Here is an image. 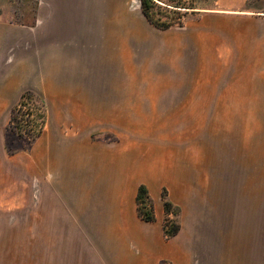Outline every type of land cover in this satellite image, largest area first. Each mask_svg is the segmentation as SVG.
<instances>
[{"label":"rangeland","instance_id":"374dc122","mask_svg":"<svg viewBox=\"0 0 264 264\" xmlns=\"http://www.w3.org/2000/svg\"><path fill=\"white\" fill-rule=\"evenodd\" d=\"M246 1L217 0L198 21L160 31L131 0L123 64L110 56L84 64L99 78L62 81L69 94L57 93V81L32 83L38 97L17 112L29 136L0 129V264L92 263L88 241L56 238L60 211L68 218L54 191L59 177L33 157L73 142L98 147L82 151L96 154L99 173L77 177L84 191L94 187L93 201L105 194L98 184L118 174L110 155L127 152L180 209L158 264H264V44L251 35L264 17L262 3L247 10ZM35 8L36 0H0V20L30 23Z\"/></svg>","mask_w":264,"mask_h":264},{"label":"crops","instance_id":"0c3cea01","mask_svg":"<svg viewBox=\"0 0 264 264\" xmlns=\"http://www.w3.org/2000/svg\"><path fill=\"white\" fill-rule=\"evenodd\" d=\"M131 6V0H36L32 22L0 20V129L8 123L10 110L20 95L24 91H35L33 82H42L43 86L47 81L49 89L50 81H57V93L69 94L62 81L99 78L94 75L98 69L89 71L84 64L105 63V58L110 56L111 63L119 65L123 64L124 54L130 58ZM257 26L260 29L251 35L264 44V24ZM5 111L9 113L7 120ZM46 147L42 152L34 151L33 157L40 156L44 175H58L54 191L62 198L60 201L68 217L62 218L60 211V232L56 238L88 241L91 252L84 255L92 263L83 264H158L160 257L169 256L160 241L164 216L161 188L158 181L154 185L155 181L141 172L145 162L127 152H114L110 159L119 168L118 174L107 179L111 171H106L105 178L109 182L106 186L97 183L98 190L105 194L100 199L95 196L98 199L93 201L94 187L84 191L77 177L79 172H87L88 176L99 173L96 154H86L78 142L71 146ZM89 148L98 147L90 146L85 150ZM140 184L147 187L154 201L156 221L153 223H145L137 217L135 196ZM173 184H169L172 190ZM169 197L177 202L171 191ZM68 232L71 236L64 235ZM74 261L73 264H82L77 263V259Z\"/></svg>","mask_w":264,"mask_h":264},{"label":"trees","instance_id":"16d2710c","mask_svg":"<svg viewBox=\"0 0 264 264\" xmlns=\"http://www.w3.org/2000/svg\"><path fill=\"white\" fill-rule=\"evenodd\" d=\"M217 0H138L139 8L145 20L154 28L160 31H168L170 29H182L188 22L198 21L204 10H210L213 2ZM159 3V4H158ZM262 3L260 12L257 15L264 17V0H247L246 9L256 10V5ZM183 12V13H182ZM35 95L32 91H24L18 101L12 106L9 115V122L4 127L3 132L15 134L22 138L29 133L21 132V122L17 116L18 109L23 106L24 102L35 101ZM38 97V96H37ZM44 110L45 106L43 104ZM24 134V135H23ZM39 132L33 136V139L39 138ZM32 139V140H33ZM31 146V144H30ZM33 146V145H32ZM164 219L162 221V234L165 240H170L176 236L180 230V226L176 218L179 217L180 209L171 203L165 189L160 193ZM137 217L145 223H153L155 221L153 203L149 196L148 189L145 185L140 184L137 188L135 196ZM172 216V218H169ZM161 264H167L162 262Z\"/></svg>","mask_w":264,"mask_h":264}]
</instances>
